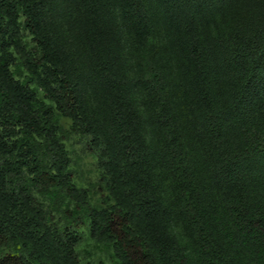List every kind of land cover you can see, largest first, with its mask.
I'll return each instance as SVG.
<instances>
[{"label":"trees","instance_id":"trees-1","mask_svg":"<svg viewBox=\"0 0 264 264\" xmlns=\"http://www.w3.org/2000/svg\"><path fill=\"white\" fill-rule=\"evenodd\" d=\"M112 2L142 49L138 73L92 72L118 99L94 119L46 1L0 0V264H83L84 227L116 264H264V2L214 43L195 11L166 55L154 0ZM77 137L98 156L86 186Z\"/></svg>","mask_w":264,"mask_h":264},{"label":"rangeland","instance_id":"rangeland-1","mask_svg":"<svg viewBox=\"0 0 264 264\" xmlns=\"http://www.w3.org/2000/svg\"><path fill=\"white\" fill-rule=\"evenodd\" d=\"M45 1L50 9L51 22L54 24L51 31L55 35L57 48L64 56L74 84L82 91L87 88L84 92V101L92 118L104 117L102 115L105 104L110 103L111 98L114 102L118 99L115 94L107 92L102 85L97 83L91 85L92 72L95 70L98 73L100 69L112 65L119 72L138 73L136 57L138 52H141L139 50L142 46L128 37L123 17L115 9L113 0H95L92 1L94 2L92 5L91 0ZM205 1L207 0L194 2L192 0H154L156 28L153 30L149 44L150 53L158 55L163 48L178 46L183 39L186 24L191 21L190 16L195 11L208 12L203 21V27L206 35L214 43V41L226 39L238 22L250 20L258 15V8L264 2V0H238L239 2L213 0L215 3L209 11L208 6L204 4L207 3ZM174 55L172 53V56ZM128 103L132 104L133 109L138 105L135 100L129 99L126 101L127 105ZM62 123L69 128L72 120L62 118ZM97 124L102 125L101 118H98ZM138 133L143 139H151L153 136V133L145 129L138 130ZM81 141L85 140L75 138L70 143V149H75L80 156L76 159L78 162L76 168L78 177L82 179L80 183L86 186L88 182H97L100 170L97 154L87 150L83 152L84 146ZM99 199L100 195H97L94 200L96 205H99ZM79 232L85 234L84 242L77 246V252L83 264L118 263L112 252L94 244L87 227L80 228Z\"/></svg>","mask_w":264,"mask_h":264}]
</instances>
